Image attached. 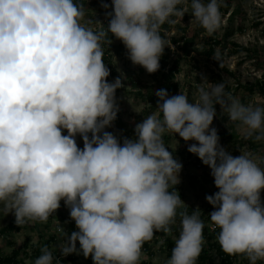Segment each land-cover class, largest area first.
Instances as JSON below:
<instances>
[{"label": "clouds", "instance_id": "clouds-1", "mask_svg": "<svg viewBox=\"0 0 264 264\" xmlns=\"http://www.w3.org/2000/svg\"><path fill=\"white\" fill-rule=\"evenodd\" d=\"M180 6V7H178ZM107 25L84 22L80 0H0V205L17 226L45 223L63 201L75 229L59 227L60 257H91L92 264H138L155 232L179 236L164 264H196L205 223L178 192L182 164L163 136L173 133L210 169L217 191L205 195L213 207L209 227L223 253L264 261V157L233 156L219 144L212 125L215 105L227 112L240 135L264 141V107L227 96L225 83L202 77L198 99L159 89L156 108L135 124L133 137L106 131L117 118L116 90L109 82L102 45L119 40L127 59L147 73L160 67L165 23L191 22L209 34L221 23L218 0H110L101 2ZM219 60V54L212 56ZM206 82V85L205 83ZM66 133V134H65ZM82 141V147L77 143ZM259 161V163H258ZM77 243L79 247L77 248ZM33 264H53L45 245ZM56 264H60L57 258Z\"/></svg>", "mask_w": 264, "mask_h": 264}, {"label": "rangeland", "instance_id": "rangeland-1", "mask_svg": "<svg viewBox=\"0 0 264 264\" xmlns=\"http://www.w3.org/2000/svg\"><path fill=\"white\" fill-rule=\"evenodd\" d=\"M84 1L87 2L84 22L92 21L90 26L94 30H98L100 25L96 23L95 18H100L97 21L106 26L108 23L106 15L98 13L96 7L92 5L95 0ZM204 2L206 3L207 0ZM218 2L221 23L219 28L214 31L217 39H223L226 30L232 31L231 36L224 40L223 45L217 47L218 61L212 60V57L206 59L205 56L192 51L186 55L180 49L181 45L178 47L170 42V38L179 37L184 30L188 31L196 26L191 22L190 8L182 20L175 18V23H171L170 29L165 32V40L173 46V48L165 47L164 49L168 56L167 68L177 63L179 69L172 79L173 83L178 86L174 93H169L162 85L158 87L157 82L162 80L157 71L149 74L139 65H133L127 59L123 44L110 36L111 45L108 46L107 43H104L103 49L105 52L109 48V60L105 64L110 72L115 71V75H109L107 79L111 82L119 77L124 86L116 90L115 97L119 111L117 118L106 131L112 132L118 137H133L135 124L142 122L148 115L158 112L156 106H152L147 101L148 90L156 92L159 89H165L171 95L182 92L187 95L190 102H194L198 99L197 85L202 83V77H206L212 83L223 81L226 85L227 96L242 104L264 107V95L259 93L256 87L252 92L248 90V86L253 85L256 80H260L264 73V0H218ZM209 35L207 31L201 35L195 41L194 48L203 47L201 37ZM232 42L237 47L231 45ZM153 74H155L156 80L153 79ZM204 83L206 85V82ZM152 86L157 88L152 89ZM138 92L143 93L142 98L137 95ZM214 107L216 116L210 127L217 130L220 146L233 156L249 152L258 157H264V141L255 142L252 139H244L237 131L236 124L229 120L227 112H224L218 104ZM229 136L234 137L230 138ZM163 139L174 159L182 164L179 173L180 183L175 186V190L185 205L178 211L199 208L200 218L205 223L202 248L206 249V235L212 234L208 214L214 209L205 201V195H212L216 191L210 169L203 165L197 156L187 151L188 145L193 141L185 142L173 133H165ZM77 143L80 147L83 146L79 137H77ZM261 166L264 167V164ZM261 199L264 200V191L261 192ZM205 210L206 212L203 213ZM178 218L179 215L176 217L175 224L171 226L170 232H155L153 240L149 242L150 253L141 251L138 264H164L165 260L169 259L167 256L170 252L163 243L164 240H167L174 247L180 229ZM14 220L11 213L5 215L3 206L0 205V259L7 258L12 252H15V260L19 264H33L34 260L42 254L41 248L45 246L47 239L55 236L56 239L50 243L49 250L53 253L54 259L60 260V264H92L91 257L85 259L83 255L72 254L67 257L59 255L56 246L63 242L59 227H63L70 234V224H72L73 231L76 230L74 221L69 220V210L62 202L60 208L50 215L45 223L28 222L17 226ZM9 223L13 224V228L7 230ZM219 261V257L215 255L211 262L205 264H219ZM56 262L55 260L53 264ZM231 264H249V261L244 256H234L231 259ZM257 264H264V261H258Z\"/></svg>", "mask_w": 264, "mask_h": 264}, {"label": "trees", "instance_id": "trees-1", "mask_svg": "<svg viewBox=\"0 0 264 264\" xmlns=\"http://www.w3.org/2000/svg\"><path fill=\"white\" fill-rule=\"evenodd\" d=\"M80 2H82L84 4V7L87 5V2H85L84 0H82ZM101 2H102V0H95L92 5H94L96 7L98 13H101L102 15H105L106 11H111V9L109 8V9L105 10L104 8H102L101 7ZM103 2H106V3L110 4V0H103ZM178 7H180V6H178ZM175 18L176 17H172L171 19L174 20ZM99 19L100 18H95V21L99 20ZM170 27H171V23H165L162 26L161 35L165 39H166L165 32L167 30H169ZM205 33H206V30L196 24V26L193 29H190L188 31L184 30V32L181 34V36L170 38V42L173 45H176L178 47L181 45L180 49L186 55H188L192 51V52H196L198 55L205 56L206 59H209L213 55L217 54V47H220V46L223 45L224 40H226L228 37L231 36L232 31L231 30H226V32H224L223 39L222 38L217 39L216 33L212 32L207 37H201L202 42L204 44L203 47L194 48L195 45H196L195 41L201 35H203ZM231 45H233L234 47H237L233 42H232ZM103 46H105V45L103 44L102 47ZM108 53H109V48L106 49L105 52H104V62L105 63H108V60H109ZM159 63H160V67L157 70V73L160 75L162 81L160 82V81L157 80L158 81L157 82L158 83L157 84L158 87H159V85H162L163 87H165L169 91V93L176 92L177 89H178V86H177V84L173 83L172 79H173L174 75L179 72V69H178V66H177L178 64L174 63L172 66L167 68V66H168V56L166 55L165 50H164L162 56L160 57ZM111 75L114 76L115 75V71L112 70L110 72V76ZM153 79L156 80L155 74H153ZM254 87H256V89L258 90L259 93L264 95V73L262 74V78L260 80H256L253 85H249L248 86V90L250 92H252ZM156 88H157L156 86H154V87L152 86V89H156ZM149 89H151V88H149ZM147 93H148L147 94L148 95L147 101L152 106H156L157 97L155 96V91L152 92V91L148 90ZM142 94L143 93H141V92L137 93V95L140 96L141 98H142ZM169 95H171V94H169ZM119 123H121V122L119 121ZM229 137L231 138V137H234V136H229ZM175 188L176 187L174 186V188L172 190H170V191H175ZM216 191H217V189H216ZM61 202L63 203V201H61ZM182 211H187L189 214H192V212H193V210H191L190 208L184 209ZM205 212H206V210L203 213H205ZM208 219H210V218L208 217ZM178 220L180 221V217L178 218ZM12 228H13V224L9 223V225L7 226L6 229L9 230V229H12ZM15 228L18 229V227H15ZM204 230H205V228H204ZM72 231H73V226H72V224H70V233ZM218 231H219L218 229L215 230V231L212 230L211 231V233H212L211 235H209V234L206 235L207 248L206 249L202 248L201 254H200V256L198 257V259L196 261L197 264H205L206 262H211L213 256H215V255L219 257V260H220L219 264H231V259L234 256H229V255H226L225 253H223L221 248H220V246H219V244L217 243V240H215L216 236L218 234ZM55 239H56L55 236H51L50 239H47V242L45 243V245L49 248L50 243L55 241ZM152 240H153V238H152ZM149 242L150 241L146 242L143 245L142 251H145L146 253H150L149 252ZM163 245L170 252L169 255L167 256V258H170L173 245L171 243H169L167 240H164ZM212 252H213V254H212ZM15 257H16V253L12 252V254L9 257L0 259V264H19V262H17V260H15ZM55 260L57 261V259L53 258V262Z\"/></svg>", "mask_w": 264, "mask_h": 264}]
</instances>
